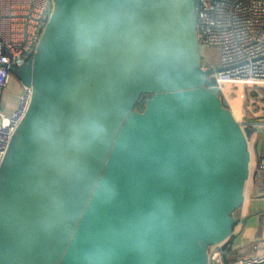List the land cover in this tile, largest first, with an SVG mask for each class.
<instances>
[{
	"label": "water",
	"instance_id": "95a60500",
	"mask_svg": "<svg viewBox=\"0 0 264 264\" xmlns=\"http://www.w3.org/2000/svg\"><path fill=\"white\" fill-rule=\"evenodd\" d=\"M53 2L11 68L32 99L0 166V264H209L264 209L235 217L257 130L209 85L197 0Z\"/></svg>",
	"mask_w": 264,
	"mask_h": 264
},
{
	"label": "built area",
	"instance_id": "2783aa9c",
	"mask_svg": "<svg viewBox=\"0 0 264 264\" xmlns=\"http://www.w3.org/2000/svg\"><path fill=\"white\" fill-rule=\"evenodd\" d=\"M54 9L53 0H0V166L32 99V89L23 86L15 109L7 112L5 94L14 78L11 68L34 57ZM196 13L201 55L210 47L220 52L218 66L207 63L202 55V68L212 72L209 85L218 88L224 99L226 84L264 87V0H197ZM242 124L264 131V122ZM257 171L258 196L264 198V152ZM224 244L209 248V264H225V257L230 264H264V241L253 244V254L242 256L230 241L225 248Z\"/></svg>",
	"mask_w": 264,
	"mask_h": 264
},
{
	"label": "crops",
	"instance_id": "0c3cea01",
	"mask_svg": "<svg viewBox=\"0 0 264 264\" xmlns=\"http://www.w3.org/2000/svg\"><path fill=\"white\" fill-rule=\"evenodd\" d=\"M21 90L22 86L19 82L13 86L10 85L9 90L5 94L7 112L10 113L15 109ZM246 93L249 103L246 105L247 109H245L244 118L240 122L244 121L247 124L257 121L264 122V87H247ZM252 145L254 146L258 161L259 156L263 155L264 152V131L262 129H259L250 137V146ZM259 183L260 176L257 171V165L254 172L251 166V174L245 192V204L239 210V213L235 214L236 218L241 220L250 213L264 209V198L258 196ZM259 241H264V219L255 216L251 217L245 226L239 224L235 228V233L230 243L238 255L242 256L253 254V244Z\"/></svg>",
	"mask_w": 264,
	"mask_h": 264
},
{
	"label": "rangeland",
	"instance_id": "374dc122",
	"mask_svg": "<svg viewBox=\"0 0 264 264\" xmlns=\"http://www.w3.org/2000/svg\"><path fill=\"white\" fill-rule=\"evenodd\" d=\"M207 55V57L205 58V56ZM203 58L207 59L206 62L213 64L215 66H218L219 63V56H220V52L219 49L216 47H210L208 48V50L206 51V53L202 52ZM18 82L17 78H13L11 86L15 85ZM224 92L226 94V99L227 102L230 106V108L232 109L235 117L237 120H241L244 118L245 115V109H247V104L249 103V99H248V95L246 93V88L243 85H230V84H226L224 86ZM241 96H244V98H242ZM249 106V105H248ZM251 150H252V160H251V166L253 169V172L256 168L257 165V155L254 149V146H251ZM239 211L236 212V214H238ZM233 261V259L231 258V262Z\"/></svg>",
	"mask_w": 264,
	"mask_h": 264
},
{
	"label": "trees",
	"instance_id": "16d2710c",
	"mask_svg": "<svg viewBox=\"0 0 264 264\" xmlns=\"http://www.w3.org/2000/svg\"><path fill=\"white\" fill-rule=\"evenodd\" d=\"M152 95H143L137 103L135 110L143 111L146 105V100L151 98Z\"/></svg>",
	"mask_w": 264,
	"mask_h": 264
}]
</instances>
